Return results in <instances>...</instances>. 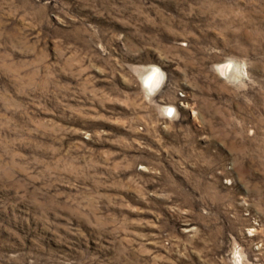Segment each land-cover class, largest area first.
I'll list each match as a JSON object with an SVG mask.
<instances>
[{
	"label": "rangeland",
	"instance_id": "1",
	"mask_svg": "<svg viewBox=\"0 0 264 264\" xmlns=\"http://www.w3.org/2000/svg\"><path fill=\"white\" fill-rule=\"evenodd\" d=\"M0 264H264V0H0Z\"/></svg>",
	"mask_w": 264,
	"mask_h": 264
},
{
	"label": "bare ground",
	"instance_id": "2",
	"mask_svg": "<svg viewBox=\"0 0 264 264\" xmlns=\"http://www.w3.org/2000/svg\"><path fill=\"white\" fill-rule=\"evenodd\" d=\"M228 67L227 66H222L221 67V71H222V73H226L227 72V69ZM152 76H149V78L147 79V81H151L152 80V78H151Z\"/></svg>",
	"mask_w": 264,
	"mask_h": 264
}]
</instances>
